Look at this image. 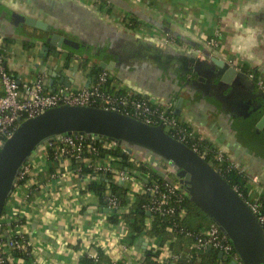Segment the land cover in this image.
I'll return each instance as SVG.
<instances>
[{"label":"crops","instance_id":"1","mask_svg":"<svg viewBox=\"0 0 264 264\" xmlns=\"http://www.w3.org/2000/svg\"><path fill=\"white\" fill-rule=\"evenodd\" d=\"M254 2L259 6L245 12L247 0H0V38L7 68L17 80L32 83L43 77L49 92L90 86L97 77L91 68L106 63L110 69H102L112 73L116 90L180 112L176 116L194 137L249 179L247 199L261 202L264 128L255 126L259 116L249 121L239 111L240 98L222 90L213 62L238 71L243 94L258 92V100L264 94V3ZM234 17L256 37L252 58L230 49ZM54 34L64 39L61 49L50 44ZM243 68L254 70L257 79L251 80ZM128 151L134 160L162 172V166L151 164L157 158L149 152ZM32 162L30 199L23 203L21 189L6 205L7 211L15 208L23 217L16 223L29 242L32 264H83L98 255L99 264H140L153 243H168L172 250L171 240L160 243L158 235L143 233L132 241L122 215L117 222L110 220L112 215L89 189L91 180L76 162L52 161L42 150ZM140 172L129 170L132 181L124 184L111 176L129 188L131 202L144 194L141 183L148 174ZM123 211L128 212L127 206ZM194 260L199 263L200 257ZM12 262L26 264L17 257Z\"/></svg>","mask_w":264,"mask_h":264},{"label":"built area","instance_id":"2","mask_svg":"<svg viewBox=\"0 0 264 264\" xmlns=\"http://www.w3.org/2000/svg\"><path fill=\"white\" fill-rule=\"evenodd\" d=\"M6 62L7 56L0 38V83L2 85V93L0 94V151L22 122L35 118L47 110L62 106L95 107L118 112L147 125L161 127L166 132H170L172 137L179 138L181 142L187 141L185 124L175 115L173 110L154 105L139 94L116 90L113 86L115 82L113 75L107 70L97 76L95 81L86 88L72 91L62 87L54 92H49L46 90V82L43 77L32 83L19 82L8 70ZM249 77L254 79L252 75ZM259 85L262 86L261 83ZM190 136L193 137V134ZM119 145L118 141L97 139L94 135L72 134L58 136L52 142L41 145L40 150L46 158H52V161L69 159L76 162L81 171H86L91 182L98 181L100 177L111 175L124 184L132 181L129 170L115 169L116 158L110 154L101 156L100 152L101 148L116 149ZM123 148L128 151V148ZM50 150L52 151L50 152ZM199 150V146L194 145V151L197 153ZM207 154L208 152H203L201 157L205 159ZM33 155L21 168L13 191V193H17L18 190L22 189L25 192H22L24 204L31 197L29 186L33 173ZM215 162L217 163L215 169L220 174L233 168L232 165L226 166V159L223 154L218 153ZM163 168L162 172L166 178L158 180L146 175L145 180L142 181V191L148 197L147 201L143 203L142 209L150 216L168 218L170 220L168 232L186 236L192 240V245L187 251L177 253L170 250L168 243L163 245H158L157 242L153 243L149 247L150 259L145 258L140 261V264H149L148 262L177 264L185 256L191 255L195 251L207 252L209 248H211V252L222 253L220 259L229 260L233 264H244L234 245L216 222H211L208 228L200 231L191 230L182 223L188 212L186 206L187 193L182 189L180 183H174L168 177L177 174L175 167L168 164ZM235 191L237 192V190ZM103 201L104 203L101 202L102 206L108 210L110 215L121 218L125 206L108 187L104 192ZM246 203L264 230L261 202L248 200ZM22 219L20 211L17 212L15 208H10V211H7L6 208L0 218V264H13L15 252L20 254L28 252L29 242L24 233L18 230L20 226L16 223H20ZM122 247L124 250L128 248L126 245ZM92 260L96 264L100 262L99 256L92 257ZM120 262L116 260L111 264H121Z\"/></svg>","mask_w":264,"mask_h":264},{"label":"water","instance_id":"3","mask_svg":"<svg viewBox=\"0 0 264 264\" xmlns=\"http://www.w3.org/2000/svg\"><path fill=\"white\" fill-rule=\"evenodd\" d=\"M64 39L54 34L50 44L61 49ZM44 50L48 51L45 46ZM48 55H46L47 57ZM215 77L223 87L241 81L235 68L214 59ZM103 69H110L101 63ZM262 118L258 127H264V94L259 97ZM182 100L177 111H180ZM176 112L175 115H179ZM72 134H89L97 139L118 141L138 150H145L160 160L173 165L182 189L189 199L216 222L233 243L244 264H264L262 257L254 256L258 240L264 243V230L245 200L225 178L203 157L183 142L169 135L163 128L147 125L118 112L95 107L62 106L47 110L20 124L0 151V218L11 197L21 168L37 148L56 137ZM131 149V148H130ZM166 178L163 172L158 173ZM150 216V214H148ZM211 252V248L208 249ZM219 253V258H222Z\"/></svg>","mask_w":264,"mask_h":264},{"label":"trees","instance_id":"4","mask_svg":"<svg viewBox=\"0 0 264 264\" xmlns=\"http://www.w3.org/2000/svg\"><path fill=\"white\" fill-rule=\"evenodd\" d=\"M102 68L99 66H93L91 68L90 74L92 76H99L102 72H104ZM243 71L246 72L249 75H252L255 79H257L256 72L254 70H248L244 69ZM114 90V89H113ZM185 132L187 133V141H183L185 145L190 147L192 150H194V145L199 146V151L197 154L200 156L203 155V152H208L205 160L214 168H217V163L215 162V158L217 156V151L215 148H212L206 141H201L200 139L196 137L190 136L193 134L192 129L184 125ZM170 134V132H167ZM171 135V134H170ZM174 136V135H173ZM175 137V136H174ZM179 140V138L175 137ZM100 142V141H99ZM52 150H50L51 152ZM101 156L105 155H112L116 158V161L114 163L115 169H127V170H140L141 172H144L151 177L162 180V177L158 174V172L155 171L149 164H146L142 161H137L132 158V155L129 151H126L123 148V144L120 143V145L116 149H104L101 148ZM52 159V158H50ZM226 159V157H225ZM169 163L165 162L164 160H161V166L165 167ZM226 166L231 165L228 162H226ZM216 170V169H215ZM221 175L225 178V180L228 182V184L235 190H237V193L243 198V200L248 201V190H247V183L248 178L241 174L236 168H232L228 172L225 170V172H221ZM170 181L174 183H179V179L177 177V174L169 175L168 176ZM110 189L114 194H116L123 206H127L128 212L122 214V219L127 223L129 232L131 233V240L135 241L139 236H141L143 233H147L148 236H157L160 237V243H163L165 241L171 240V249L173 252H183L187 246L192 244V240L187 238L186 236L182 234H174L168 232L169 226H170V220L168 218L159 217L156 215L148 216V214L142 209V205L144 202L147 201V196L145 194H142L137 197V199L134 202H131V199L129 198V188L125 185H121L119 183H116L113 181L111 175H107V177H100L98 181H93L89 184V189L95 193L97 196H99L101 202L103 201V195L106 189ZM10 199V198H9ZM9 201V200H8ZM7 201V203H8ZM6 203V205H7ZM262 204V211L261 213L264 215V195L261 199ZM186 206L188 208L187 215L185 216V219L183 220V224L191 229L200 231L203 229L208 228L209 224L213 222L212 218L207 215L206 213L202 212L200 208H198L186 195ZM6 209V206L3 210L2 215L4 214ZM1 215V217H2ZM110 220L112 222H117L118 217L112 216L110 217ZM147 221H150V226L147 227ZM232 243V242H231ZM233 244V243H232ZM30 247L28 248V252L25 254H20L18 252H15L14 255L17 258L23 259L26 264H32L30 260ZM185 252V251H184ZM100 257V255H98ZM199 258V263H196L194 258ZM147 260L150 259V257L146 258ZM83 264H96L93 260L90 259H84L82 261ZM149 264H156L155 262H148ZM178 264H233L231 261H227L224 259L219 258L218 252H193L191 255H187L178 262Z\"/></svg>","mask_w":264,"mask_h":264},{"label":"clouds","instance_id":"5","mask_svg":"<svg viewBox=\"0 0 264 264\" xmlns=\"http://www.w3.org/2000/svg\"><path fill=\"white\" fill-rule=\"evenodd\" d=\"M264 3V0H261ZM259 5L254 0H247V3L243 5V10L248 12L249 10L258 7ZM233 35L230 38V49L233 54L252 58L254 57L253 49L256 47V37L251 31L242 30L239 27V20L234 17L232 20Z\"/></svg>","mask_w":264,"mask_h":264},{"label":"flooded vegetation","instance_id":"6","mask_svg":"<svg viewBox=\"0 0 264 264\" xmlns=\"http://www.w3.org/2000/svg\"><path fill=\"white\" fill-rule=\"evenodd\" d=\"M251 80H253V79H251ZM251 84H252V87L255 88V86H256L255 83L251 82ZM242 86L243 85L241 84V81H236V83H234L233 85L228 86L229 88L228 87H223V86H221V87H223L222 90L224 88H226L227 91H230L231 97L240 98L238 100L239 101L238 102V108H239L240 112H242V111L244 112L245 117L247 118V120L251 121L252 119H254V117H258L259 116V118H257V122H255V126L257 128H259L258 125H259V122H260V120L262 118V114H260V110L262 108H260V106H259L260 98H259V100L255 98L256 96L258 98V92L256 94L255 93H249L248 95H245V94H243V92L241 90ZM262 90H264V89H262ZM262 128H264V127H262Z\"/></svg>","mask_w":264,"mask_h":264},{"label":"rangeland","instance_id":"7","mask_svg":"<svg viewBox=\"0 0 264 264\" xmlns=\"http://www.w3.org/2000/svg\"><path fill=\"white\" fill-rule=\"evenodd\" d=\"M41 147L42 146H40L39 148H37V150L35 151V154L36 153H38V150H40L41 149ZM123 147H125V148H127L125 145H123ZM129 148H131V150H133V152H137L138 151V148H135L134 146H128ZM142 151H145V150H142ZM151 154V153H150ZM152 155V154H151ZM150 162H151V160H149ZM160 162H161V160L160 159H156V160H154V162H152L151 164L152 165H156L157 167L159 166V167H161V164H160ZM160 170H164V168L163 167H161V169ZM141 174H142V172H140ZM263 248H264V243L261 241V240H258V242H257V245H256V247H255V249H254V256H258V257H262V253H263Z\"/></svg>","mask_w":264,"mask_h":264}]
</instances>
